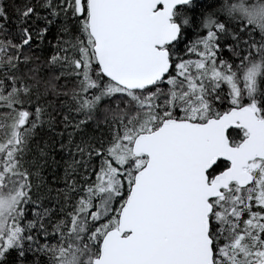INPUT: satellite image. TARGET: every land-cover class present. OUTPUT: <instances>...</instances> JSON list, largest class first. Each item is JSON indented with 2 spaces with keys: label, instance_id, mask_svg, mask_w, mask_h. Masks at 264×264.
<instances>
[{
  "label": "snow or ice",
  "instance_id": "obj_1",
  "mask_svg": "<svg viewBox=\"0 0 264 264\" xmlns=\"http://www.w3.org/2000/svg\"><path fill=\"white\" fill-rule=\"evenodd\" d=\"M0 264H264V0H0Z\"/></svg>",
  "mask_w": 264,
  "mask_h": 264
}]
</instances>
